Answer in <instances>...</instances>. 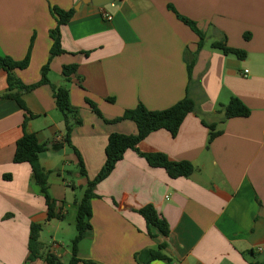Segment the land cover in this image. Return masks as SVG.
Returning <instances> with one entry per match:
<instances>
[{
	"label": "crops",
	"instance_id": "obj_1",
	"mask_svg": "<svg viewBox=\"0 0 264 264\" xmlns=\"http://www.w3.org/2000/svg\"><path fill=\"white\" fill-rule=\"evenodd\" d=\"M81 1L0 0V56L21 61L30 51L29 66L11 72L24 85L37 83L49 61L50 30L57 25L50 6L74 10L60 29L65 53L52 58L48 77L68 87L70 104L82 120L71 140L87 172L80 175L76 153L59 140L66 128L51 86L23 93L24 111L4 98L8 73L0 70V264H47L30 258L32 224L42 227L40 254L67 263L71 248L64 236L71 232L64 223L69 210H77L78 192L103 167L109 136L138 132L132 121L105 120L140 103L150 111L165 110L187 94L195 111L175 132H152L138 150L191 163L192 174L171 178L137 151H126L95 188L92 231L79 243L78 258L138 264L137 253L165 243L162 253L169 260L150 264H264V0H118L106 7ZM176 13L205 34L201 48L199 37ZM214 41L246 56L214 49ZM72 64L77 72L66 82L62 69ZM232 97L250 114L224 121L222 106ZM207 125L221 131L211 143ZM24 132L45 146L40 163L50 172L49 193L63 219H48L30 164L14 162ZM147 205L167 222L168 236L139 213Z\"/></svg>",
	"mask_w": 264,
	"mask_h": 264
},
{
	"label": "trees",
	"instance_id": "obj_2",
	"mask_svg": "<svg viewBox=\"0 0 264 264\" xmlns=\"http://www.w3.org/2000/svg\"><path fill=\"white\" fill-rule=\"evenodd\" d=\"M172 9V8H171ZM173 10V9H172ZM50 11L56 19L57 25L54 29L50 30V37L53 41L50 49L49 61L42 67L41 79L34 84L24 85L18 79H16L12 71L17 69H26L30 63V51L27 56L21 60L16 61L8 56H0V70H4L8 73L7 83L8 90L4 94V98L14 100L18 105L27 111L22 94L32 91L42 85H50L53 91V98L55 100L56 109L63 115L65 122V136L64 143L72 148L78 157L79 173L82 176H86V168L81 158L80 153L72 144V131L75 125H80L82 120L73 109L70 104V92L66 85H55L49 80L50 61L52 58L62 55L65 51L61 45V33L60 29L63 25L70 22L74 15V10H63L57 6H50ZM178 19L189 26L199 37L198 48H201L205 43V34L200 31L196 24L176 13ZM211 47L219 49L225 54H232L240 59L246 56V53L239 50L230 48L225 42L214 41L211 43ZM192 63L188 65L189 81L191 80ZM77 72V65H65L62 69V75L66 82H70L71 77ZM94 112L102 117L100 111L90 103ZM195 102L189 96L186 95L184 99L173 105L172 107L161 111H150L143 104H139L134 109L126 110L122 116L114 120H105L106 122H121L132 121L137 127L136 135H125L119 133H113L108 138V143L105 149L106 160L97 174V176L88 181L83 197L76 202L77 215H76V230L77 234L70 243L71 258L67 263L62 262L56 256L52 254L42 255L40 254L41 245L39 242L40 232L42 230L41 225L32 224L30 228L29 238V251L30 258H41L47 264H96L93 261H84L78 258V246L79 243L92 231L90 223L92 217L91 199L96 197V186L106 179L114 170L117 163L122 160L124 154L128 150L137 151L141 157L145 158L146 162L154 168H163L166 170L171 178L188 177L192 174L194 168L191 163L169 162L163 156H151L140 153L138 145L147 136L156 130H167L169 132H175L182 124L184 118L191 112L195 111ZM224 112V121L230 118L247 117L250 114L249 108L238 98L232 97L228 104L222 106ZM210 129L209 143H211L217 136L221 134V131H215L214 125H207ZM45 150V146L40 144L36 135L25 133L17 141L16 150L14 154L15 163H28L32 169V178L34 182L40 187V191L45 198L48 208V219H63V216L56 213V200L53 199L49 193L48 177L50 172L46 171L40 163V154ZM148 226H154L164 235H169V229L167 222L159 215L156 209L152 205L144 206L139 210ZM166 244L159 245L158 249L143 250L135 255V259L138 264H150L154 260H169L162 251L166 248ZM260 264V263H254Z\"/></svg>",
	"mask_w": 264,
	"mask_h": 264
},
{
	"label": "rangeland",
	"instance_id": "obj_3",
	"mask_svg": "<svg viewBox=\"0 0 264 264\" xmlns=\"http://www.w3.org/2000/svg\"><path fill=\"white\" fill-rule=\"evenodd\" d=\"M83 192L84 191H79L78 192V196L79 199L82 198L83 196ZM76 215H77V210L75 208H73V210H69V214L65 220V226L69 229V231L71 232V234H67L65 235V239H67V243H71V241L74 239V237L77 234V230H76Z\"/></svg>",
	"mask_w": 264,
	"mask_h": 264
},
{
	"label": "water",
	"instance_id": "obj_4",
	"mask_svg": "<svg viewBox=\"0 0 264 264\" xmlns=\"http://www.w3.org/2000/svg\"><path fill=\"white\" fill-rule=\"evenodd\" d=\"M115 0H82L79 5L82 3H92L96 5L97 7H106L110 4H113ZM62 148V144L54 145L53 149L56 151L58 149Z\"/></svg>",
	"mask_w": 264,
	"mask_h": 264
},
{
	"label": "built area",
	"instance_id": "obj_5",
	"mask_svg": "<svg viewBox=\"0 0 264 264\" xmlns=\"http://www.w3.org/2000/svg\"><path fill=\"white\" fill-rule=\"evenodd\" d=\"M115 1H118V0H115ZM103 17H105L107 20H112V16L110 14H103ZM245 73H248V71L246 70ZM60 139L63 140L64 138H62V136H61V137H59V140Z\"/></svg>",
	"mask_w": 264,
	"mask_h": 264
}]
</instances>
